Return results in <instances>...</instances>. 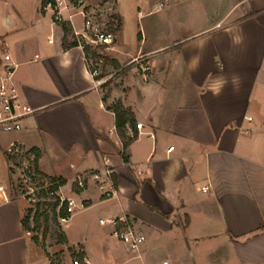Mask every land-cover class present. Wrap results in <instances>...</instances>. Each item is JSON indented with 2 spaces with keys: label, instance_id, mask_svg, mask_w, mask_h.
Returning a JSON list of instances; mask_svg holds the SVG:
<instances>
[{
  "label": "crops",
  "instance_id": "1",
  "mask_svg": "<svg viewBox=\"0 0 264 264\" xmlns=\"http://www.w3.org/2000/svg\"><path fill=\"white\" fill-rule=\"evenodd\" d=\"M117 2L112 64L142 55L148 79L132 63L121 89H95L84 51L64 48V28L41 0H0V65L9 52L21 97L35 109L20 133H0L8 169L0 174V264H54L23 226L27 203L11 194L3 151L16 138L38 154L42 172L68 184V195L77 173L109 159L118 195L73 188L84 207L69 223L84 214L85 233L99 221L118 264H264V0ZM117 105L131 112L126 147ZM138 123L154 139L137 136ZM122 216L146 237L138 253L101 223ZM63 233L75 258L64 252L60 264H102L82 232L63 225Z\"/></svg>",
  "mask_w": 264,
  "mask_h": 264
},
{
  "label": "built area",
  "instance_id": "2",
  "mask_svg": "<svg viewBox=\"0 0 264 264\" xmlns=\"http://www.w3.org/2000/svg\"><path fill=\"white\" fill-rule=\"evenodd\" d=\"M115 8V0H41V10L51 13L54 23L70 27L72 42L85 53L87 68L95 89L104 87L121 71V68L112 71V61L118 52L117 34L121 25ZM78 17L81 19L80 26L75 23ZM144 61L143 56L139 55L127 65L138 64L143 78L147 80L150 68ZM17 67L18 64L11 54L3 52L0 65V133L3 134L20 133L24 129L25 120L35 113V109L21 97L16 80ZM137 128V136L145 134L154 139L152 132L142 131V123H138ZM169 150L172 151V148ZM3 152L11 162L14 180L12 190H15V198L27 202L26 214H31V228L34 227L35 215L44 211L49 213L50 218H56L59 225L69 223L84 207L82 203L77 202L73 188L76 191H84L94 184L106 199L118 195L112 177L115 169L108 158H104L103 164L96 169L77 173L69 183L71 195H68L63 187L68 184L42 172L38 166V154L22 140H10ZM0 192L7 199L3 185H0ZM101 223L111 224L114 227V236L132 253H138L146 240L144 233L126 216L102 220ZM27 233L32 235L34 232L29 230ZM74 264L84 263L76 259Z\"/></svg>",
  "mask_w": 264,
  "mask_h": 264
},
{
  "label": "rangeland",
  "instance_id": "3",
  "mask_svg": "<svg viewBox=\"0 0 264 264\" xmlns=\"http://www.w3.org/2000/svg\"><path fill=\"white\" fill-rule=\"evenodd\" d=\"M117 3H118L117 0H115V4H116L115 10H116L118 18L120 19L121 16H120L119 11H118V4ZM128 15H130V12ZM151 18L155 19V18H157V16H152ZM120 22H121V20H120ZM136 27H137L136 21H134L133 19L131 21H129V25H128V28L126 30V37L127 38H130V34L132 32V29H134V31H135ZM2 31H3V27H2V24L0 22V33ZM133 37H135V36H133ZM126 63H122L119 60H117V63H115V64L113 63L112 71L118 70L120 68H121V71L119 73H117V75L108 82L107 86L109 88L110 87L118 88V89L122 88L125 76L128 75L129 71H131L130 66H128ZM4 171L6 172V171H8V169H7L6 162L4 160V156L2 154H0V174H2ZM12 181H14V180L12 179ZM13 191H15V190H13ZM11 194L13 197H15L14 192H12ZM27 209H26V211H27ZM26 211H25L24 215H26ZM83 215L84 214H81V215L75 217V219H74L75 220V223H74L75 226L72 227V224L67 223L64 225V228L68 229V230L73 229V231H75L76 234L82 232L81 235L84 238H86L88 246H90V248H91V251H92L91 254L94 257L97 256L99 259L101 258L102 264H118L120 262V259L115 260L110 256L111 251H112V248H111L112 245L108 244V237L104 234L105 233L104 231L106 228L101 226L99 221L94 220L92 225H91V228L89 230H85V233H83L84 231H82L80 226H79V221L83 218ZM53 219L54 218H50V220H49L50 226H49V230H48L46 236H44V231H45L44 225L38 231L39 235H37V236H38L39 241L37 244L40 245L44 249V251H46V252L51 251L49 253V255H50V258L54 264H60V262L62 261L61 257L63 256L64 252H66L68 257H69L68 261L72 262L75 258V256L72 254V251H70L72 249L71 248H68V249L64 248V246H63L64 244H60L58 242L57 233H58V231L63 232V225H59V227H57V225H55V223L53 222ZM35 235H36V233H33L31 236L34 237Z\"/></svg>",
  "mask_w": 264,
  "mask_h": 264
},
{
  "label": "trees",
  "instance_id": "4",
  "mask_svg": "<svg viewBox=\"0 0 264 264\" xmlns=\"http://www.w3.org/2000/svg\"><path fill=\"white\" fill-rule=\"evenodd\" d=\"M63 28H64V32H65L64 48L67 49L69 47L76 46V43H74V42H70V43L67 42V38L71 34L70 27L63 25ZM120 28H121V25H120ZM116 109H117L116 127H117V130H118L120 137L124 140V146L126 147L133 140L131 138H127L125 135V131H124L128 120H131V112L128 110H124L120 105H117ZM114 182H115V179H114ZM30 215L31 214L29 212L23 218V226H24L25 230H27V231L32 230L34 233H37V235H38V231L44 225V228H45L44 236H46V234L49 230V226H50L49 225V220H50L49 213L47 211H44L41 214L37 213L34 217V227L33 228H31V224H30ZM53 222L55 223V225H57V227H59V223L57 222L56 218L53 219ZM37 235H35L33 237V239L35 240L36 243H38V241H39ZM57 236H58V242L60 244L66 243V237H65L63 232L58 231ZM78 255L81 256V253Z\"/></svg>",
  "mask_w": 264,
  "mask_h": 264
}]
</instances>
